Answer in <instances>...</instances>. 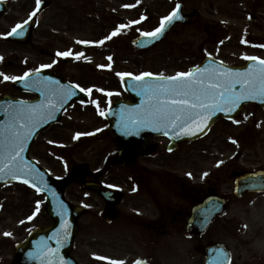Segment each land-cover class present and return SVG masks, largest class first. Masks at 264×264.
Returning a JSON list of instances; mask_svg holds the SVG:
<instances>
[{
    "label": "rangeland",
    "instance_id": "rangeland-1",
    "mask_svg": "<svg viewBox=\"0 0 264 264\" xmlns=\"http://www.w3.org/2000/svg\"><path fill=\"white\" fill-rule=\"evenodd\" d=\"M215 1L212 0L213 3ZM256 1L259 6L253 8L252 4ZM173 4L172 0H53V7L42 15L39 28L47 33L49 40L46 44L51 53L71 48L75 53L84 54L81 56V66L84 67L83 86H105V89H110L109 93H113L106 96L104 90L98 89V93L89 99V108L93 107L94 103L102 110L106 109L112 100L127 99L120 76H141L144 73L151 76H171L186 73L196 63L194 54H201L203 49L208 53L218 51L228 57L229 63L235 65L242 64V61L246 60L244 57L257 56L264 59V0H223L222 5L233 6L238 13L222 15L214 21L221 33L227 34L221 46L185 44L184 41L193 37L192 32L185 31L179 35H169L162 45L151 51L136 52L131 47L133 38L142 32H153L160 17L166 14ZM13 10L15 8L11 6L7 15L0 21L2 34L15 25L17 18L18 22L28 18L26 9H23V13L18 9L21 15ZM249 14L253 17L252 21L248 19ZM119 25L123 28H119ZM113 32L118 34L108 39ZM15 53L13 45L0 43V59L3 60L0 62V78L4 81L7 74L11 76L10 69L4 67L5 61ZM24 54H20V58L28 60V56ZM68 116L66 114L58 125L51 126L38 135L31 147L30 156L55 177H66L78 166H86L90 172H101L104 168L107 170L108 179L122 189L121 201H145L140 192L136 195L131 193V183L126 174L128 169L118 168L113 164L115 147L112 144V135L106 131V123L92 115L83 123L70 126ZM228 134L239 139L237 149L225 143L224 136ZM189 152L196 156L194 165L198 170H203L195 184L210 171L218 172L219 170H215L216 163L221 161H225L220 167L221 170L237 168L253 171L264 168V110L254 106L244 107L238 125L219 123L206 140L183 146L180 151L183 155ZM235 152H238V155L229 160ZM157 158L158 154L146 162H137L146 166L145 171L141 172L148 178L149 182L146 184H150L153 189L158 185L155 179ZM203 159L209 160L204 162ZM166 160L170 166L174 165L170 164L171 159ZM165 168L168 170L167 165ZM65 197L73 203L83 201L81 206L88 210L87 215L79 221L80 232L73 256L82 264H95V237L106 240L112 236L108 232L114 229L105 228L99 231L104 228L97 224L98 210L101 208L98 201L101 200L93 194H82L79 183L70 185L66 189ZM230 203L227 217L219 219L205 237L196 239L195 246L219 242L227 247H235L238 244L246 245L245 238L257 235V231L264 234V195L250 196L242 201ZM0 207H3L4 211L0 214V264H9L13 254L12 245L25 232L17 229V224L24 216L28 219L30 209L32 220H28L31 221L32 228L49 226L52 222L44 211L43 196L22 185L0 187ZM23 209L24 215H21ZM121 211L124 213L123 209ZM242 230L244 237L238 240V236H242ZM3 232L10 233V237H3ZM164 245L163 264H203L202 257L181 237H172L165 241ZM255 245L258 251L263 250L264 238ZM105 256L110 257L108 250ZM126 256H123L121 261L131 264L145 256L144 249L137 246L131 250L127 256L129 258Z\"/></svg>",
    "mask_w": 264,
    "mask_h": 264
},
{
    "label": "flooded vegetation",
    "instance_id": "flooded-vegetation-1",
    "mask_svg": "<svg viewBox=\"0 0 264 264\" xmlns=\"http://www.w3.org/2000/svg\"><path fill=\"white\" fill-rule=\"evenodd\" d=\"M0 1L7 3L8 10L13 6L15 8L13 11L20 14L23 13V9H26V14L28 15V18H25L21 22H18L17 18L14 21L15 26L11 27L9 32L6 31L2 34L3 28L0 26V43L13 45L16 49V53L12 54L5 61L4 67L10 69L11 76L7 74L9 79L5 81L3 78H0V86H2L0 89V99L4 96H9L24 102L36 100L37 97L33 93L21 91L19 83L15 80L25 77V73L33 75L40 70H45L62 81L79 86L86 89V91L90 89L91 91L88 92L92 94L97 93L98 89L108 90L105 89L107 88L105 86H93L90 84L83 86L82 72L84 67L81 66L83 61L81 57L79 59L73 58L77 54L71 58L59 59L56 55L57 53L54 51L51 53L49 50L46 44L49 40L47 33L40 31L39 27L42 15L53 7V0H40L39 11L36 12L35 16H31L30 14L36 10V0ZM173 2L175 4L174 8L179 5L181 6V13L185 18L195 17V21L175 27L172 34L179 35L180 32H192L193 37L188 38V41H184L188 45L221 46L224 44L223 41L227 38V34H222L219 26L214 21L222 15L227 16L233 12L238 13L233 6L222 5L223 0H216L214 3L212 0H173ZM18 9L21 10L20 13ZM5 16L0 18V21ZM27 19L34 20V27L27 39V43L20 44L6 41L5 35ZM248 19L249 21L253 20L251 14L248 15ZM223 35L225 37H222ZM21 49L22 53L28 56V60L27 58H20V54H22L20 53ZM209 57L222 62L229 61L226 55L218 51L208 53L203 49L201 54L196 55V63L194 65ZM1 61H3L2 58L0 59ZM48 65H51V67H46ZM1 69L4 71L2 66ZM13 77L17 79H11ZM66 112L69 115L68 125L73 126L88 120L97 111L95 107L87 108L79 103H73ZM156 143L157 150L154 155L158 154V158L155 166L157 169L155 179L158 185L154 189L150 184H146V182H149L148 178L141 172V170L145 171L146 166L137 164L138 161H148L154 155L146 157L134 154L130 157L127 165L128 174L131 179L130 183L133 186L131 188L138 190L145 201H120L119 204L112 208L105 201H98L101 208L98 210L99 217L97 224L104 227L100 228L99 231L105 228H113L114 230L108 232L112 236L106 240L95 237L97 239L93 241L95 243L93 245L96 249V255L102 258L96 259L95 264L108 263L105 260V252L107 250L110 252L108 260L121 261L123 256H129L131 250L137 246L145 250L146 256L144 260L147 264H163L162 254L165 238L179 236L189 241H193L196 238V231L187 229L186 227L191 211L196 205L200 204L207 196H217L225 199V201H237L231 196L229 190V185L231 183L233 185V175L238 171L237 168L233 170L231 168H223L221 170L219 167L217 169L219 170L218 172L214 173L210 171L208 174L200 177V182L195 184V180L203 173V170H198V167L194 165L196 161L194 153L189 152L185 155L180 153L183 146H190V144H182L176 151L169 153L166 150L167 140L158 139ZM115 154H117L116 151ZM165 157L171 159L170 164L174 165L170 166ZM113 160L115 163V157ZM208 160L203 159L204 162ZM166 165L168 166V170L165 168ZM75 177H77V182L81 183L84 181H95L105 187L117 186L108 179L107 170L104 168L101 172H98V170L90 172L86 167L84 171H77ZM134 181H139L141 185L137 186ZM81 202L75 201L77 204ZM28 205L31 206L29 201ZM24 209L21 215H24ZM109 209L114 211V219L111 223H107L104 217V212ZM121 209H123L124 213ZM259 237H252L246 241V245L238 244L235 247H231L228 252L230 264H264V250L259 254L257 249L253 247L255 239Z\"/></svg>",
    "mask_w": 264,
    "mask_h": 264
},
{
    "label": "water",
    "instance_id": "water-1",
    "mask_svg": "<svg viewBox=\"0 0 264 264\" xmlns=\"http://www.w3.org/2000/svg\"><path fill=\"white\" fill-rule=\"evenodd\" d=\"M2 13L3 10L0 11V14ZM174 22L175 20L173 19L171 23H166L163 33L156 39L149 37L138 38L133 43L134 47L144 49L155 46L166 36L174 25ZM261 67H264V65H260L257 61H250L243 68L238 69L225 66L215 67L210 62L206 61L195 72V75H203L205 77V84L215 82V80H219L222 83H234L237 79L244 77L250 72H252L253 75H258V70ZM209 76L214 78L213 81L207 79ZM131 81L132 80L125 79L124 86L130 94L137 98V106L135 107H139L142 103L143 99L140 98L139 95L141 93L146 94V90H150L151 86H157L163 90L176 83L169 79H143L133 81L136 84ZM139 86L141 88H138ZM141 89L142 91L139 95L134 94ZM231 92L236 96H240L242 93L241 84L234 83ZM77 96H80L78 100L85 101L82 95L77 94ZM171 98L172 97L163 95L161 101ZM184 98L194 102L191 97H183V99ZM41 101L42 103L38 107L33 105L30 107L28 105L29 108L15 106V104L10 101L0 106V169H2V171H0V184L9 181L26 180L28 182L27 184H31L33 188H39V192L46 195V211L55 222L54 226L49 229L33 232L23 247L19 248L20 252L22 251L21 254L23 257L24 254H27V259L25 261L23 260L24 264H75L69 259L68 255L77 230L75 219L80 215L81 210L72 207L63 200V189L69 183L70 178L51 179L44 171L40 170L32 162L27 161L26 157L28 147L36 133L48 124L55 122L64 107L71 101V98L67 101L65 100L64 103L61 100H52L51 103H48L44 99ZM156 101L160 102L158 99H156ZM250 103L257 104L259 107L264 108V96L254 92L252 93L251 99L241 100L239 105L231 111L227 108L224 111H216L211 114L210 119L203 120L197 118L195 123L190 122L184 128H173L171 125L166 127L160 122H157L150 123V125L147 124V126L143 124L136 130H129L127 126V116L124 112L122 113L119 110L124 109V111H128L134 109L127 108L125 107L126 105L120 102L114 103L110 111L105 114V117L110 122L109 130H112L118 137L116 144L122 147L121 157L122 162H125L128 156L134 151H149V147L144 143L142 144V141H144V136L150 132L153 136H167L172 140L174 146H177L183 141H192L204 136L219 117L227 119L237 117L240 114L241 107ZM29 109H31V111H36L34 117L30 118ZM117 113L118 119L116 118ZM205 115H208V113L206 112ZM17 117L25 122V124H23L24 127H21L22 124L18 122ZM204 124H207V127H203ZM201 128H203V130H201ZM193 131L197 134H191ZM21 144L23 146L22 151L20 150ZM151 150L153 151L154 149L152 148ZM13 156H16V158L13 159ZM9 166L14 170L15 174L9 171ZM235 185L239 193L262 191L264 190V174L256 173L244 175L236 180ZM83 188L97 191L106 201L111 203H116L120 199L119 195L114 191L101 190L96 184H85ZM221 205L222 204L215 201L214 198L206 200L202 206L194 210L190 226L199 230H204L209 225L213 216L220 212ZM214 247L218 246L198 249L205 257L213 255V259H207L209 264H215L216 262L215 257L218 251L214 250Z\"/></svg>",
    "mask_w": 264,
    "mask_h": 264
},
{
    "label": "snow or ice",
    "instance_id": "snow-or-ice-1",
    "mask_svg": "<svg viewBox=\"0 0 264 264\" xmlns=\"http://www.w3.org/2000/svg\"><path fill=\"white\" fill-rule=\"evenodd\" d=\"M40 0H36V10L33 11L30 15L35 16L36 12L39 11ZM179 6H177V9ZM179 19L180 17L177 15L176 11H173L171 15L166 17L161 21L160 27L157 28L153 32L141 33V36H147L149 38L156 39L160 34L164 31V26L166 23H171L173 19ZM23 25H17V28H22ZM17 28L12 30V33H15ZM118 32H113L108 39H111L112 36L117 35ZM77 43H80L77 41ZM101 43H103L101 41ZM57 56L68 57L71 56V52L65 53H57ZM83 53H79L74 59H79V57L83 56ZM111 59V58H109ZM246 60H256V57H244ZM257 63L260 65H264V60H257ZM46 67H51L48 65ZM196 70L190 71L188 73H178L176 76L169 77V80L175 81L176 83L170 86L167 89H163L162 94L168 97H172L171 99H166L161 101V107L156 113V119L161 124L171 125V127L176 128H184L187 124L195 123L197 118L208 120L211 118V114L216 111H224L226 108L231 111L233 108L237 107L241 100L243 99H251L252 93H258L261 96H264V67H261L258 70V75H253L252 72L237 79L234 83H240L242 88V93L240 96H236L231 92V89L234 87V83H222L219 80H215V82H209L205 84V77L203 75H195ZM31 75V73H25V77H21L20 79H25L27 76ZM151 74L144 73L141 76H133L131 77L134 80H143L145 77H149ZM5 80L9 79V77H4ZM13 80L17 79L15 77L11 78ZM123 79V76L121 77ZM154 79H165L163 76L154 77ZM209 81H213V77L209 76L207 78ZM73 88L77 87L76 85L72 86ZM81 92L85 90L83 88L79 89ZM91 91L90 89L88 90ZM72 93L69 92L70 96ZM87 94V93H86ZM106 96H111L113 93H104ZM191 97L194 102L190 103L187 99H175L174 97ZM169 105H178V108L169 107ZM208 115H205V113ZM235 123V121H233ZM24 127V125H21ZM203 127H207V124H204ZM203 130V128H201ZM191 134L196 135L197 133L193 131ZM77 139L79 136L76 137ZM235 143V141H233ZM20 150H23L22 144L20 145ZM16 156H13L15 159ZM2 171V169H0ZM9 171L14 173V170L9 166ZM206 175V174H205ZM21 183L27 184L26 180H21ZM32 187L31 184L28 185ZM36 191L39 193L40 189L37 188ZM39 211V204H37V212ZM31 219V218H30ZM6 236L10 235V233H5ZM96 259H102L100 257H96ZM108 264H124V262L120 261H109ZM135 264H143L142 261H136Z\"/></svg>",
    "mask_w": 264,
    "mask_h": 264
}]
</instances>
